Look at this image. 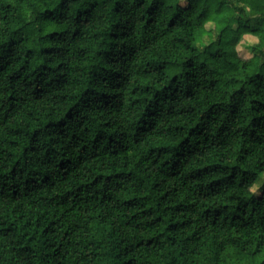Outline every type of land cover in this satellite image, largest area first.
<instances>
[{
    "label": "trees",
    "instance_id": "16d2710c",
    "mask_svg": "<svg viewBox=\"0 0 264 264\" xmlns=\"http://www.w3.org/2000/svg\"><path fill=\"white\" fill-rule=\"evenodd\" d=\"M262 173L264 0H0V264H264Z\"/></svg>",
    "mask_w": 264,
    "mask_h": 264
},
{
    "label": "rangeland",
    "instance_id": "374dc122",
    "mask_svg": "<svg viewBox=\"0 0 264 264\" xmlns=\"http://www.w3.org/2000/svg\"><path fill=\"white\" fill-rule=\"evenodd\" d=\"M255 41H256L255 37H253L251 35H245V37L242 39V41L240 42V44L238 46L239 54L242 57H249L251 55V52H250L251 44H253ZM262 182H264V173H262L259 176V179L257 180L258 184L255 185V187H256L255 191H257V188H258L257 186L260 185Z\"/></svg>",
    "mask_w": 264,
    "mask_h": 264
},
{
    "label": "clouds",
    "instance_id": "9594fccd",
    "mask_svg": "<svg viewBox=\"0 0 264 264\" xmlns=\"http://www.w3.org/2000/svg\"><path fill=\"white\" fill-rule=\"evenodd\" d=\"M256 190V187L255 186H253L252 188H251V191H255Z\"/></svg>",
    "mask_w": 264,
    "mask_h": 264
}]
</instances>
